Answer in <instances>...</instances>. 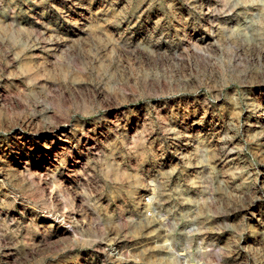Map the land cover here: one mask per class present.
<instances>
[{
    "label": "rangeland",
    "instance_id": "rangeland-1",
    "mask_svg": "<svg viewBox=\"0 0 264 264\" xmlns=\"http://www.w3.org/2000/svg\"><path fill=\"white\" fill-rule=\"evenodd\" d=\"M0 264H264V0H0Z\"/></svg>",
    "mask_w": 264,
    "mask_h": 264
},
{
    "label": "built area",
    "instance_id": "built-area-1",
    "mask_svg": "<svg viewBox=\"0 0 264 264\" xmlns=\"http://www.w3.org/2000/svg\"><path fill=\"white\" fill-rule=\"evenodd\" d=\"M143 201L149 203L150 202V197L148 195H145L143 197ZM145 214L149 216L150 215V211L149 210H146L145 211Z\"/></svg>",
    "mask_w": 264,
    "mask_h": 264
}]
</instances>
